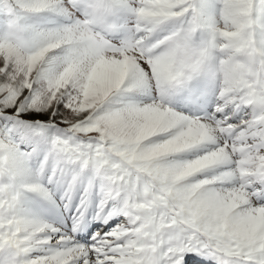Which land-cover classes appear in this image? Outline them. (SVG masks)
<instances>
[{
    "label": "snow or ice",
    "instance_id": "obj_1",
    "mask_svg": "<svg viewBox=\"0 0 264 264\" xmlns=\"http://www.w3.org/2000/svg\"><path fill=\"white\" fill-rule=\"evenodd\" d=\"M0 264H264V0H0Z\"/></svg>",
    "mask_w": 264,
    "mask_h": 264
}]
</instances>
